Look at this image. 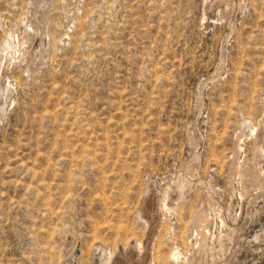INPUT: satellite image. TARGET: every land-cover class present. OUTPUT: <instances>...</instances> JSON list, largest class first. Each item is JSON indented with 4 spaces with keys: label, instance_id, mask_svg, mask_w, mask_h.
I'll list each match as a JSON object with an SVG mask.
<instances>
[{
    "label": "rangeland",
    "instance_id": "1",
    "mask_svg": "<svg viewBox=\"0 0 264 264\" xmlns=\"http://www.w3.org/2000/svg\"><path fill=\"white\" fill-rule=\"evenodd\" d=\"M193 263L264 264V0H0V264Z\"/></svg>",
    "mask_w": 264,
    "mask_h": 264
},
{
    "label": "bare ground",
    "instance_id": "2",
    "mask_svg": "<svg viewBox=\"0 0 264 264\" xmlns=\"http://www.w3.org/2000/svg\"><path fill=\"white\" fill-rule=\"evenodd\" d=\"M4 48V47H3ZM245 125H247L246 123H245ZM199 222V221H198ZM197 249V248H196ZM177 250V249H176ZM198 251V250H197ZM197 253V252H196ZM177 257H178V252H173L172 253V260L171 261H173V259H177ZM174 262V261H173ZM194 264V263H193Z\"/></svg>",
    "mask_w": 264,
    "mask_h": 264
}]
</instances>
